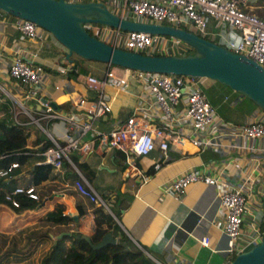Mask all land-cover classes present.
<instances>
[{
	"label": "crops",
	"instance_id": "obj_1",
	"mask_svg": "<svg viewBox=\"0 0 264 264\" xmlns=\"http://www.w3.org/2000/svg\"><path fill=\"white\" fill-rule=\"evenodd\" d=\"M260 5H264V0H249L247 8L257 13ZM15 22V17L0 11V88L10 96V99L2 98L0 102V105L5 106L0 118L4 117L13 124L14 112L20 125L31 124L29 141L36 132L47 139L42 129L54 138H61L64 122L43 118L40 102L53 103V109L72 114L77 121L88 120L83 107H76L75 103L80 98L88 101L95 98V94L86 87L84 78L86 75L102 77L108 64L84 60L74 54L65 58V49L51 35L47 34L43 41L26 39L21 37ZM207 31L212 34L209 36L211 39L218 37L216 32L226 37L233 35L225 24L212 19L208 21ZM17 55L41 65L46 72L36 98L25 99L22 86L6 75V64ZM58 65H66L68 71L63 75L58 74ZM80 69L85 73L79 72ZM200 85L210 89L209 103L223 122L240 125L253 119H264V113L258 107L231 89L221 88L212 82H201ZM2 93L0 89V96ZM103 93L110 101L111 110L101 117L90 119L93 128L108 130L122 123L131 113L141 116L151 127L161 126L157 110L134 111L135 107L150 103L140 83L129 79L123 89L107 85ZM13 100L20 103L42 129L31 118L16 111L11 104ZM57 105L62 106L57 108ZM181 109L179 106L176 111L180 112ZM235 109L239 111L235 115L231 114ZM23 118L26 121H22ZM172 129L178 132V124H174ZM184 133L188 134V130L185 129ZM91 137V131H88L82 139L88 141ZM230 140L235 141L232 138ZM237 143L264 147V141L260 140L253 143L244 138L237 140ZM72 155L77 157L78 163L86 164V174L80 173L72 160L74 167L66 164L59 171L50 169L46 178L34 186L40 200L37 208L14 213L9 207L0 204V234L14 238L12 243L6 240L2 253L24 250L27 245L18 242L20 235L31 238L43 232L53 241L60 233H67L68 236L71 232H77L87 236L92 229L93 203L74 189L73 181L77 172L100 199L107 198V206L112 204L118 209L119 219L114 220L123 233L132 242L162 256L167 264H229L232 257L226 251L225 237L221 231L223 218L219 212L216 188L193 183L187 186L182 196L173 195L167 190L168 181L188 169L219 174L231 185L238 183L248 172L252 173L241 235L236 240V246L242 251L248 249L256 242L250 239L254 232L264 229V155L257 150L224 147L217 151H198L188 143L176 146L167 141L165 157L161 156L157 148L147 155L134 156L117 150H99L94 144L85 155ZM154 163H159L157 169L153 168ZM33 164L31 161L15 168L17 173L13 174L9 187L29 184ZM55 204L63 205L64 213L71 217L72 220L66 225L43 220V216ZM80 211L82 214L78 216ZM108 213L111 214L110 210ZM202 237L208 239L206 246L200 244Z\"/></svg>",
	"mask_w": 264,
	"mask_h": 264
},
{
	"label": "built area",
	"instance_id": "obj_2",
	"mask_svg": "<svg viewBox=\"0 0 264 264\" xmlns=\"http://www.w3.org/2000/svg\"><path fill=\"white\" fill-rule=\"evenodd\" d=\"M66 2H99L113 15L129 21L156 23L182 29H193L205 37L209 20L225 24L232 32V36H225L220 32L216 43L226 49L241 54L259 65L264 70V5L258 7L255 13L248 9L249 0H64ZM15 26L21 37L32 41H43L47 32L29 20L15 18ZM85 31L92 37L112 47L126 51L147 55H183L189 48L180 40L164 35L149 34L140 31H124L95 22L82 24ZM211 38V37H209ZM212 42V41H211ZM58 74L68 71L66 65L56 66ZM5 72L8 78L20 84L25 99L36 98L38 88L46 78V72L39 64L32 63L20 55L14 56L6 64ZM134 80L142 85L150 99L145 106L135 107L134 111L142 112L150 109L158 111L161 126L151 127L141 116L129 114L126 119L108 130H98L91 126L90 119H96L110 112L111 104L105 96L104 88L113 85L118 90L123 89L128 80ZM86 87L95 94V98L88 101L78 99L76 107H83L88 120L77 121L72 114L56 111L48 102H40L42 117L46 120L59 119L64 122V133L61 138H54L43 130L37 120L22 105L13 100L12 106H19V113H23L37 125L47 136L49 145L42 146L38 154L40 163L50 169L59 171L63 163L72 165L70 156L74 153L85 155L91 151L92 144L99 150H117L134 156H144L157 148L162 157H165L167 141L176 146L190 144L198 151L208 149L218 150L224 147L257 150L264 155V147L256 148L250 145H239L237 140L247 139L251 142L264 141V119H253L240 125L223 122L217 115L214 107L209 103L202 92L200 78L145 72L125 67L108 65L102 77L86 75ZM4 99L10 96L0 88ZM181 111H176L177 107ZM13 124L20 125L17 115L12 112ZM86 119V118H85ZM178 124V132L173 131V125ZM185 129L188 134L184 133ZM91 131V140H84L86 132ZM224 138L227 140L224 141ZM235 139L232 142L230 139ZM159 163H154L157 169ZM18 168L16 162H11L0 168V179L8 182L12 179L13 171ZM251 174L248 172L235 185L225 181L219 174L204 173L196 169L177 175L167 183V190L173 195L182 196L188 185L202 183L214 186L217 190L219 212L223 218L222 233L225 237L226 251L232 256L242 252L236 246V240L241 235V224L246 211ZM77 194L88 199L94 205L102 206L109 212L107 204L87 185L84 177L77 172L73 181ZM17 195L37 200L35 188L31 184H16L8 187L3 193V200L10 207H17ZM252 241L264 239V229L256 230ZM250 242V241H249ZM255 242V243H256ZM254 243V244H255ZM200 244L206 246L208 239L202 237ZM253 244V245H254Z\"/></svg>",
	"mask_w": 264,
	"mask_h": 264
},
{
	"label": "water",
	"instance_id": "obj_3",
	"mask_svg": "<svg viewBox=\"0 0 264 264\" xmlns=\"http://www.w3.org/2000/svg\"><path fill=\"white\" fill-rule=\"evenodd\" d=\"M0 11L29 20L45 30L65 49V58L74 54L84 60L145 72L207 78L238 93L264 113V70L253 60L186 29L124 20L110 13L101 3L92 1L0 0ZM86 22L124 31L171 36L185 44L189 53L147 55L112 47L90 36L82 26ZM48 104L55 108L53 103ZM66 234L60 233L54 240ZM109 243L115 244L116 238L107 232L92 246L99 248ZM229 264H264V239L234 255Z\"/></svg>",
	"mask_w": 264,
	"mask_h": 264
},
{
	"label": "trees",
	"instance_id": "obj_4",
	"mask_svg": "<svg viewBox=\"0 0 264 264\" xmlns=\"http://www.w3.org/2000/svg\"><path fill=\"white\" fill-rule=\"evenodd\" d=\"M186 30L197 33L193 29ZM79 72L85 73L81 69ZM201 80L216 83L207 78H200V83ZM201 89L204 93L206 87L202 85ZM208 94L205 95L210 102L211 99L209 100ZM61 106L57 105L56 107L59 108ZM4 108V105H0V113L4 111ZM22 121H26V118H23ZM31 127V124L17 125L7 122L4 117L0 118V168L11 162H16L19 167L33 161L29 184L36 186L46 178L50 171L48 165L37 163L41 160V156L37 153L40 152L42 146L49 145L50 142L37 135V132L35 133L37 136L35 135L36 137L34 136L29 141L28 132ZM28 142H30V145H28ZM70 159L80 173L86 174L85 163H78L75 155H71ZM66 164L64 162L63 166H66ZM16 173L17 169L14 170L12 175ZM10 183L11 180L5 182L0 179V204L9 207L14 213L32 210L40 205L39 198L32 200L25 195H17L18 206L10 207L3 200V193ZM101 198L105 203L108 202L106 197ZM91 207L92 229L87 233V238L80 233L71 232L70 235L53 241L47 234L39 233L29 241L24 250L2 253L6 240L8 239L9 243H12L14 238H8L0 234V264H167L162 256L151 252L140 244L132 242L123 233L114 220V218L119 219V211L112 204L108 205L111 214L106 212L100 205L92 204ZM80 214H82V211L78 212V216ZM43 220L54 224L66 225L72 219L68 214L64 213L63 205L55 204L53 209L43 216ZM107 232L116 238V243H109L99 248H94L92 245L98 243ZM65 242H69V244L66 245ZM257 243L259 241L255 244Z\"/></svg>",
	"mask_w": 264,
	"mask_h": 264
},
{
	"label": "rangeland",
	"instance_id": "obj_5",
	"mask_svg": "<svg viewBox=\"0 0 264 264\" xmlns=\"http://www.w3.org/2000/svg\"><path fill=\"white\" fill-rule=\"evenodd\" d=\"M195 34H197L198 36H200V37H202V38H204V39H206V40H209V41H212L213 43H222V41H218V40H215L217 37L215 36V39L213 38V39H211V38H209V37H205L204 35H202L201 33L199 34V33H195ZM219 39H220V37H218ZM201 82H205V81H203V80H201ZM206 83V82H205ZM215 85H217L218 86V83L216 84V83H214ZM219 87H221V85H219ZM221 88H226V89H228L227 87H225V86H222ZM210 92V89H205V91H204V95L206 94H208ZM14 109H16V111H20L19 110V108L15 105L14 106ZM237 111H239V109H235V111L233 112V113H231V114H236L237 113ZM44 124V123H43ZM37 126V125H36ZM43 233V232H42ZM35 236H32L31 238L29 237V236H25V235H23V236H19V243H23L24 242V245H27L28 243H29V241L30 240H32L33 238H34ZM30 238V239H29ZM17 241V240H16Z\"/></svg>",
	"mask_w": 264,
	"mask_h": 264
}]
</instances>
